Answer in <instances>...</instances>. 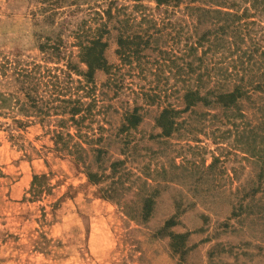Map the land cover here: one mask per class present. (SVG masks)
Returning a JSON list of instances; mask_svg holds the SVG:
<instances>
[{"label":"rangeland","instance_id":"1","mask_svg":"<svg viewBox=\"0 0 264 264\" xmlns=\"http://www.w3.org/2000/svg\"><path fill=\"white\" fill-rule=\"evenodd\" d=\"M51 1L0 0V60L19 56L21 66L64 68L73 60L87 70L72 30L86 19L96 26L90 10L111 0L67 1L77 11L67 17L63 58L40 49V35L55 33L40 14ZM193 1L246 12L243 31L251 32L244 44L255 40L264 48V9L253 7L254 0H182L168 10L141 0L158 19L139 23L155 33L146 49L150 61L122 65L113 19L105 40L115 79L99 68L87 84L73 70L76 81L66 93L81 96L86 109L75 118L37 115L14 70L0 76L6 97L0 99V264H264V121L257 109L264 92L241 99L246 116L199 103L178 114L171 135L158 123L164 107H185L181 75L193 57L185 47L211 25H194L187 7ZM135 3L117 0L127 12L135 13ZM226 47L204 55L210 68L217 60V67L233 69L240 51ZM43 71L46 80L54 73ZM52 86L40 87L47 102ZM136 106L140 117L131 123L127 113ZM63 116L69 120L60 126ZM253 143V150L243 147Z\"/></svg>","mask_w":264,"mask_h":264},{"label":"trees","instance_id":"2","mask_svg":"<svg viewBox=\"0 0 264 264\" xmlns=\"http://www.w3.org/2000/svg\"><path fill=\"white\" fill-rule=\"evenodd\" d=\"M67 1L53 0L51 1L53 3L50 2V5L40 9L42 11L40 13L41 16H43V19L45 18L43 21L50 22L51 27L55 31V36L54 34H49L46 35V39H42L43 35H40L42 40L40 49L59 58L66 56V47L68 46L65 37V34L70 29L67 17L77 11L71 6L72 3L68 4L69 2ZM137 1L138 3L134 4L136 9L134 13L125 11L126 7L118 5L117 0H111L105 8L90 10L93 11L91 12V19L98 22L96 26L86 19L81 21L82 25L78 29L72 30L71 35L76 38L75 44L80 49V59L87 64V70L80 69L73 60L68 61L67 68L59 65H56L59 67H51L42 62H36L34 66H21L20 62L17 61L19 57L17 56L14 59L7 57L4 60H0V76H6L9 69L14 70V74L17 75L16 79L23 84L21 90L25 91L32 101L30 105L36 109L37 115L47 116L54 112L59 116L71 113L73 118H75L85 109V103L81 96L74 97L73 93H66L70 90V85L76 81L73 77V70L83 72L87 84L95 82V71L99 68L107 70L112 79H115L117 68L108 61L106 49L109 44L105 40V35L111 32L110 23L113 19H116L117 28L119 27L120 30L118 53L123 63L122 65H129L130 68H135L138 65H142L143 62L148 63L150 61L151 55L146 52V49L150 48L153 43L155 33L150 31L149 27H141L139 23L149 19V24H156L158 19L154 12L144 11V3L141 0ZM181 1L157 0V8L160 9L164 6L166 10L175 8L180 5ZM252 5L253 7H262L264 9V0H254ZM187 7L191 11L190 15L195 26H200L206 21H211V25L205 30L206 32L203 35H199L197 39L186 44L185 53H189L193 57L186 62L185 71L181 75L185 84V87H183L185 107L180 109L176 105H168L163 108L158 117V123L163 127V133L166 135H171L177 128L176 117L179 113L187 111L199 103L215 107L220 105L233 116H246V111L240 106L241 99L253 98L256 92H264V48L261 43L254 42V39L251 45L244 44L245 37L249 36L251 32L247 30L245 35L243 31V27L249 24V22L244 20L248 16L246 12L240 13L238 9L224 10L212 6L208 7L198 4L196 1L188 4ZM246 9L248 10L249 8L246 7ZM195 12H197V15L193 17ZM213 12L224 16H208ZM34 14L36 18L41 17L37 12H34ZM59 16H63V20L60 21ZM133 25L140 26V28L135 30ZM238 33L240 36L237 35ZM221 46H229L228 48L235 46V51H240L237 57L231 59L230 63L233 65V69L229 72L228 69H223L226 67L224 64L217 67V60L215 61L217 64L210 68L204 56L209 50L220 51L218 49ZM201 47H203L202 53L197 55L196 53ZM160 48L163 50L162 47ZM196 60L200 63H197ZM158 62L160 63L159 59ZM214 68L220 70L221 73L216 71L217 73L214 75L212 72ZM43 69H48L50 73L53 69L54 73L50 79L46 80V72ZM222 70H224V73H222ZM62 73H64V76H62ZM34 78L36 82H34ZM47 83H52L53 85L51 88L53 101L51 102H47L45 97L42 96L43 94L40 95L39 93L40 87L47 85ZM231 84L232 87H230ZM3 95V92L0 91V99L2 101L6 98ZM153 99L155 100L154 97ZM139 108V106H136L133 111L127 113L128 120H131V123L136 122L137 118L140 117ZM257 109L263 112L261 116L262 121H264V103L258 104ZM44 116L42 117L44 118ZM68 120L69 118H66V116L61 117L58 119L59 125L64 126ZM247 128L251 131L255 129L251 125ZM258 129L255 131H259ZM243 147L247 150H253L256 145L253 143ZM259 150L256 149V151Z\"/></svg>","mask_w":264,"mask_h":264}]
</instances>
